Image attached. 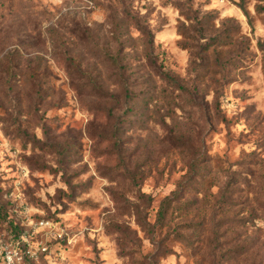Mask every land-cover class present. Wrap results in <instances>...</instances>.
<instances>
[{
  "label": "rangeland",
  "instance_id": "374dc122",
  "mask_svg": "<svg viewBox=\"0 0 264 264\" xmlns=\"http://www.w3.org/2000/svg\"><path fill=\"white\" fill-rule=\"evenodd\" d=\"M90 1L0 0V209L38 264H264V1Z\"/></svg>",
  "mask_w": 264,
  "mask_h": 264
},
{
  "label": "built area",
  "instance_id": "2783aa9c",
  "mask_svg": "<svg viewBox=\"0 0 264 264\" xmlns=\"http://www.w3.org/2000/svg\"><path fill=\"white\" fill-rule=\"evenodd\" d=\"M83 1L91 4L90 0ZM38 226L42 227L41 231L31 227L17 232L0 229V264H38L40 254L46 258V247L41 242H37L34 247L33 239L37 234L41 237L47 235L54 225L50 221L41 220Z\"/></svg>",
  "mask_w": 264,
  "mask_h": 264
},
{
  "label": "trees",
  "instance_id": "16d2710c",
  "mask_svg": "<svg viewBox=\"0 0 264 264\" xmlns=\"http://www.w3.org/2000/svg\"><path fill=\"white\" fill-rule=\"evenodd\" d=\"M260 1H264V0H260ZM256 11L258 13H262L264 12V7L261 6V5H256ZM183 26V25H182ZM181 25L178 27V32L180 34H183L181 33ZM204 48V46H203ZM260 50H262L264 52V48L260 45ZM262 63H263V70H264V53H263V56H262ZM163 206L164 204H162V207L160 208V215L162 216L164 213H163ZM7 213H6V210L4 208L0 209V225L6 229V231H13V232H17L20 228L19 226L13 222L12 219H8L7 218ZM3 223H5V225H2Z\"/></svg>",
  "mask_w": 264,
  "mask_h": 264
}]
</instances>
